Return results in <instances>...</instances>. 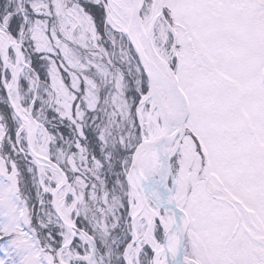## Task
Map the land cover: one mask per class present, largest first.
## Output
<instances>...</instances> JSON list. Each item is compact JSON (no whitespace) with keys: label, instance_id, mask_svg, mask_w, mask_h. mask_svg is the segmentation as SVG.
I'll list each match as a JSON object with an SVG mask.
<instances>
[{"label":"snow or ice","instance_id":"snow-or-ice-1","mask_svg":"<svg viewBox=\"0 0 264 264\" xmlns=\"http://www.w3.org/2000/svg\"><path fill=\"white\" fill-rule=\"evenodd\" d=\"M0 264H264V0H0Z\"/></svg>","mask_w":264,"mask_h":264}]
</instances>
